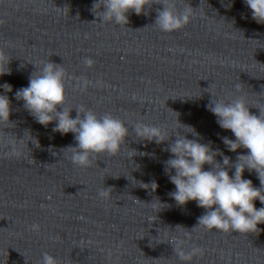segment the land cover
Here are the masks:
<instances>
[{
    "label": "clouds",
    "instance_id": "obj_1",
    "mask_svg": "<svg viewBox=\"0 0 264 264\" xmlns=\"http://www.w3.org/2000/svg\"><path fill=\"white\" fill-rule=\"evenodd\" d=\"M244 2L251 10L252 18L257 23L264 24V0ZM153 4L163 5L162 9H157L153 26L165 33L181 30L188 25L193 15L191 6L181 9L177 0H96L91 11L102 23L127 26L130 12L138 16L147 15L146 7ZM11 61L12 57L0 48V76L11 75V69L8 67ZM94 63L90 57L83 58L86 68L92 67ZM34 66L36 70L29 77L28 86L18 89L15 99L24 102L23 107L37 123L47 127L55 122L53 132L74 135L75 146L70 145L62 149L70 150L69 159L72 164L86 168L92 165L97 155H118L122 146L126 145V138L130 133L126 122L111 113L97 114L84 106L67 107L68 74L63 64L47 60L39 67ZM75 79L76 86L81 91L86 90L91 83L86 77ZM0 88L3 89V94H0V126H15L10 120L12 105L7 95L12 92V86L4 83ZM250 107L253 106L249 105L243 96L225 100L214 98L212 95L207 105L208 110L217 118V124L224 130H230L235 137H221L228 151L247 150L246 154H238L235 162L218 148L214 149L211 142L201 143L200 134L192 126L178 122V129L191 134L195 137L193 139L187 138V135L179 131L169 133L160 126L143 122H137L133 127L138 139L158 145L171 140L173 134L175 135V139L164 149L171 154L170 158L164 161V173L175 185V191L169 192L168 195L179 206L195 201L198 207L206 210L197 218V225L191 230L203 227L207 230L239 234H258L261 231L258 225L264 224V207L257 209L255 201L259 200L264 205V109L258 108L257 115L250 112ZM73 109L76 111L75 118L70 115ZM14 137L7 142L9 155L18 157L25 146V138L18 139L15 135ZM29 141L39 147V141L33 137L26 142L27 147ZM218 156L222 158V162L216 159ZM205 165L209 166V170L204 169ZM228 169H234L232 175ZM245 170L257 175L259 187H255L250 179L243 178ZM149 186L153 193L158 188L155 180ZM112 189H99L98 197L108 199ZM137 201L142 202L139 199ZM156 202L162 205V208L169 207L161 203L159 198L147 204L155 206ZM31 228L38 231L39 225L33 224ZM185 235H188L187 231ZM168 243L172 245L174 255L182 264H190L195 257L203 255V249L197 246L186 250L183 239L172 237ZM40 264H58V260L45 252Z\"/></svg>",
    "mask_w": 264,
    "mask_h": 264
}]
</instances>
